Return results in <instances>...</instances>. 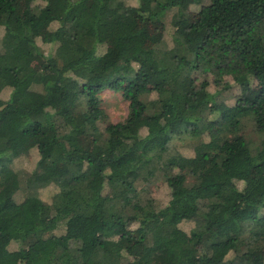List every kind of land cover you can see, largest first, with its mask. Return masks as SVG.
Returning <instances> with one entry per match:
<instances>
[{"label":"trees","instance_id":"obj_1","mask_svg":"<svg viewBox=\"0 0 264 264\" xmlns=\"http://www.w3.org/2000/svg\"><path fill=\"white\" fill-rule=\"evenodd\" d=\"M135 3L0 0V264H264V141L243 135L264 134V0ZM225 78L249 94L227 106L202 88ZM25 146L30 173L14 169Z\"/></svg>","mask_w":264,"mask_h":264},{"label":"rangeland","instance_id":"obj_2","mask_svg":"<svg viewBox=\"0 0 264 264\" xmlns=\"http://www.w3.org/2000/svg\"><path fill=\"white\" fill-rule=\"evenodd\" d=\"M124 2L126 5H129V6H135L136 4L135 0H124ZM199 8L200 6H194V5L188 6L184 9V12L185 14H187L188 18L190 19L195 18L198 13ZM174 11L175 10H172L165 15V21L167 24V28H164L162 40L166 42L167 47H169L171 44V41H170L171 30L169 29L168 22L171 19ZM63 24L66 25L67 22H64ZM57 26L58 24L54 23L50 26L49 29L53 30ZM155 36L156 35H152V40ZM48 40H49V34H48V38L46 37L42 38V41H45V42L40 41V39L36 40L37 44L43 49L44 52H48L49 50L52 51L54 49V45L46 44ZM109 47L110 46L107 45V49ZM124 62H126V57L121 58L119 60V63L121 64H123ZM199 79L202 80L201 78ZM207 82L208 84L202 85V88L206 87V91L210 94H215V95L217 94L215 96L216 102H222L227 106L232 105L234 103V100L238 96H246L249 94L248 92L242 91L241 89H239L235 84L232 83V81L229 78H225L224 84L220 86L219 88H214L210 82V79H208ZM98 99L100 102V108L105 114L107 122L117 123V122H121L125 118L126 113H127V103L121 99L118 93H112L110 91L104 90L99 93ZM209 133H210L209 135H211L212 130H210ZM243 135L248 140V142L253 146L258 145L260 141H264V134L255 133L253 131L252 125L248 121H244L243 123ZM191 142L192 141L188 138L180 137L179 139L175 141L173 140L170 143L171 145H173V149L179 152V154L183 156H189L191 154V145H192ZM25 149H26V146L23 147L21 151L22 153H25V154H23V156H20L14 160V169L25 172V173H30L36 165L38 156L36 154L35 148H29L27 151H25ZM237 175H238L239 180L243 179L244 178L243 169L237 172ZM236 184H237V187L240 188L242 184L241 180L237 181ZM51 189L52 187L50 186L41 188L36 191V194L39 199L44 201L47 199V196L49 195ZM8 191H9L8 192L9 200L12 198L13 202L16 204H19L20 202H22L23 193L20 191L19 188L18 189L16 188V184L14 187H10ZM167 195H168L167 189L162 184H157V186H155L152 190V197L155 198L160 203H163L166 200ZM179 230L180 232L186 234L188 230V224H182L179 227ZM56 233L58 234L59 232H56ZM167 242L168 240H164L162 244H166ZM16 247L17 246L15 244H9L7 246V250L12 251L16 249ZM258 254L264 257V247L258 250Z\"/></svg>","mask_w":264,"mask_h":264}]
</instances>
